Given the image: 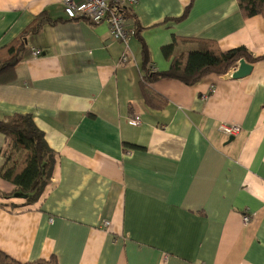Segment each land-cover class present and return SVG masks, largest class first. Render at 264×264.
I'll return each instance as SVG.
<instances>
[{
    "label": "crops",
    "instance_id": "0c3cea01",
    "mask_svg": "<svg viewBox=\"0 0 264 264\" xmlns=\"http://www.w3.org/2000/svg\"><path fill=\"white\" fill-rule=\"evenodd\" d=\"M129 10L122 63L107 24L69 20L62 0H0V47L42 11L56 20L28 37L30 54L0 84V120L29 114L55 154L32 204L0 177V250L21 263L264 264V58L244 59L252 69L241 78L236 63L191 85L160 78L151 85L164 106L153 108L133 34L140 26L151 70L164 71L174 36L264 56V16L245 17L237 0H137ZM195 47L178 41L172 54ZM221 121L241 134L224 135ZM4 146L0 132V167Z\"/></svg>",
    "mask_w": 264,
    "mask_h": 264
},
{
    "label": "trees",
    "instance_id": "16d2710c",
    "mask_svg": "<svg viewBox=\"0 0 264 264\" xmlns=\"http://www.w3.org/2000/svg\"><path fill=\"white\" fill-rule=\"evenodd\" d=\"M237 3L245 17L264 16V0H237ZM121 11L125 18L127 12L130 11L129 6L122 7ZM68 19H84L92 22L77 16L68 17ZM55 21L42 11L34 16L10 43L0 47V84L11 81L14 77V66L30 54L28 37L38 32L45 24ZM140 32V26L133 29V34L137 36L141 44L143 69L141 92L144 102L153 108L164 106V100L153 90L151 85L160 78L177 79L184 84L191 85L208 73L227 72L240 58L249 62L264 58V56L251 55L242 46L222 51L213 39L174 36L172 43L162 48L163 55L170 59L168 69L164 71L151 70L148 49ZM178 41L195 43L196 47L192 50L172 54L173 47ZM0 132L4 134L5 138V146L2 150L4 163L0 167V177L14 184V192L25 193L27 195L26 202L32 204L39 199L44 187L50 181L55 163L54 151L48 146L43 132L35 125L29 114H14L1 119ZM126 145L133 147L129 144ZM4 195V193H0V196ZM0 264L59 263L54 255L48 259H34L21 263L0 250Z\"/></svg>",
    "mask_w": 264,
    "mask_h": 264
},
{
    "label": "built area",
    "instance_id": "2783aa9c",
    "mask_svg": "<svg viewBox=\"0 0 264 264\" xmlns=\"http://www.w3.org/2000/svg\"><path fill=\"white\" fill-rule=\"evenodd\" d=\"M65 4L69 17L77 16L84 17L94 23L104 22L107 24L113 39L121 42L125 48L122 53L120 62L128 61V40L131 36V30L127 28L125 18L121 11L122 7L133 6L137 0H62ZM33 56L40 53L39 49L31 51ZM264 112V102L262 104ZM130 124L136 126L140 123V116L134 115L130 118ZM218 130L226 136H238L242 132L241 126L236 122L221 121L218 123ZM248 215H244V220H247ZM104 225L108 222L104 221Z\"/></svg>",
    "mask_w": 264,
    "mask_h": 264
},
{
    "label": "water",
    "instance_id": "95a60500",
    "mask_svg": "<svg viewBox=\"0 0 264 264\" xmlns=\"http://www.w3.org/2000/svg\"><path fill=\"white\" fill-rule=\"evenodd\" d=\"M237 67L231 72L232 78H241L248 75L252 69V65L240 58L236 62ZM231 138L233 136H230Z\"/></svg>",
    "mask_w": 264,
    "mask_h": 264
},
{
    "label": "rangeland",
    "instance_id": "374dc122",
    "mask_svg": "<svg viewBox=\"0 0 264 264\" xmlns=\"http://www.w3.org/2000/svg\"><path fill=\"white\" fill-rule=\"evenodd\" d=\"M17 195H20V192H17Z\"/></svg>",
    "mask_w": 264,
    "mask_h": 264
}]
</instances>
